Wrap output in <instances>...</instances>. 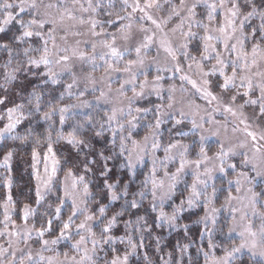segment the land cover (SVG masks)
Wrapping results in <instances>:
<instances>
[{"label": "snow or ice", "instance_id": "obj_1", "mask_svg": "<svg viewBox=\"0 0 264 264\" xmlns=\"http://www.w3.org/2000/svg\"><path fill=\"white\" fill-rule=\"evenodd\" d=\"M0 169V264H264V0H0Z\"/></svg>", "mask_w": 264, "mask_h": 264}, {"label": "trees", "instance_id": "obj_2", "mask_svg": "<svg viewBox=\"0 0 264 264\" xmlns=\"http://www.w3.org/2000/svg\"><path fill=\"white\" fill-rule=\"evenodd\" d=\"M29 157L27 155V150L26 149H21L18 151L16 157L12 161L13 165V175L15 177V182L18 186H25L30 183V177L28 174V162ZM0 172H3V169H0ZM34 183V181H31ZM5 189L0 187V200L3 199ZM14 199H21V197L18 195H14ZM20 206V205H18ZM201 264H203V258H200ZM132 264H141V261H138L136 258H133Z\"/></svg>", "mask_w": 264, "mask_h": 264}, {"label": "rangeland", "instance_id": "obj_3", "mask_svg": "<svg viewBox=\"0 0 264 264\" xmlns=\"http://www.w3.org/2000/svg\"><path fill=\"white\" fill-rule=\"evenodd\" d=\"M166 14H167L166 12H159V13H157L156 15H157V16H164V15H166ZM174 23H176L175 20H174L172 23H170V24L168 25V28H171L172 25H173ZM161 60L163 61V54H161ZM97 75L99 76L100 73L98 72ZM114 86H115V85H114ZM249 111H250V110H249ZM216 118H217V119H221V120L223 119V117H221V116H217ZM214 140H215V138H212V140L209 141V143L212 144L213 149H214L215 147H217V145L214 143ZM209 154H211V153H209ZM252 175H254V173H253ZM257 182H259V178H257ZM19 207H20V206L17 205V210H19ZM13 219H17V217H16V216H13ZM2 220H3L2 209H0V221H2ZM17 222H19V221L17 220ZM257 223H258V222H257ZM0 227H2V224H0ZM0 242H2V241H0ZM58 250H59V251H68L67 242L62 241V242H61V245L58 247ZM218 254H219V253H218Z\"/></svg>", "mask_w": 264, "mask_h": 264}]
</instances>
